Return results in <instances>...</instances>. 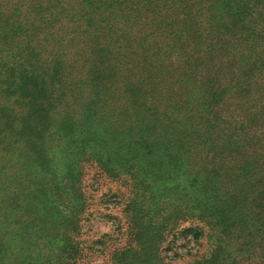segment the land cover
Instances as JSON below:
<instances>
[{"label":"rangeland","instance_id":"374dc122","mask_svg":"<svg viewBox=\"0 0 264 264\" xmlns=\"http://www.w3.org/2000/svg\"><path fill=\"white\" fill-rule=\"evenodd\" d=\"M189 1L190 95L121 79L113 0L76 1L87 72L41 7L0 40V264H264V0Z\"/></svg>","mask_w":264,"mask_h":264},{"label":"trees","instance_id":"16d2710c","mask_svg":"<svg viewBox=\"0 0 264 264\" xmlns=\"http://www.w3.org/2000/svg\"><path fill=\"white\" fill-rule=\"evenodd\" d=\"M77 0H0V40L16 35L18 31H27L32 24L33 14L41 7L48 14L45 23L49 24L48 16L62 17L65 26L72 24L69 35H65L66 49L60 56L62 63L73 61L76 65L90 70L96 58L90 52L88 36L82 26L75 25ZM117 11L122 16V28L110 32L105 42L108 54L118 60L121 67L120 77L126 75L127 80L139 78L138 89L144 91L143 85L150 87L148 94L155 96L159 90L172 91V82L179 81L190 95L195 87L189 82V72L184 64L177 62L175 54L162 53L163 46L180 47L190 64L193 61L205 62L206 50H199L190 39L198 32L201 15L189 0H113ZM65 18V19H64ZM69 26V25H68ZM65 28V27H64ZM114 34V35H113ZM209 43V42H208ZM163 46H158V45ZM158 46V47H157ZM191 57H194L191 59ZM169 60V65L158 67L161 61ZM96 64V63H95ZM186 66V65H185ZM160 72H152L158 69ZM183 69V70H182ZM155 74L158 79L151 78ZM142 77V78H141ZM134 78V79H133ZM138 80V79H137ZM161 81H165L164 83ZM171 96L163 98L165 106H171ZM247 103L257 107L253 100ZM173 105V104H172ZM264 108V106L262 107ZM264 111V110H263ZM264 134V132H263Z\"/></svg>","mask_w":264,"mask_h":264}]
</instances>
